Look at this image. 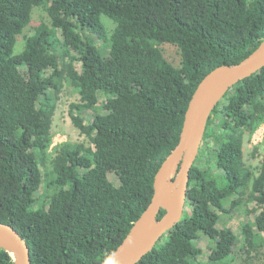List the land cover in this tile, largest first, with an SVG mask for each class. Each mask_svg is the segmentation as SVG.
<instances>
[{"label": "trees", "instance_id": "trees-1", "mask_svg": "<svg viewBox=\"0 0 264 264\" xmlns=\"http://www.w3.org/2000/svg\"><path fill=\"white\" fill-rule=\"evenodd\" d=\"M36 9L46 18L25 36ZM21 35L24 48L14 54ZM263 39L264 0H0V223L26 242L30 263L97 264L113 252L148 206L199 82L241 62ZM164 44L177 48L178 67L165 59ZM64 85L79 96L71 122L93 146L65 142L49 153ZM85 111L95 113L88 125ZM261 125L264 67L212 111L189 171V212L136 264H196L200 234L214 242L209 260L227 264L236 237L216 226L233 197L231 207L244 197L257 205L242 234L246 251L258 253L264 141L257 174L244 162L243 143ZM209 145L213 164L204 161ZM259 257L240 264H264ZM0 264H13L2 249Z\"/></svg>", "mask_w": 264, "mask_h": 264}, {"label": "water", "instance_id": "water-1", "mask_svg": "<svg viewBox=\"0 0 264 264\" xmlns=\"http://www.w3.org/2000/svg\"><path fill=\"white\" fill-rule=\"evenodd\" d=\"M264 67V39L235 65L219 66L197 85L184 113L179 140L155 174L153 196L118 247L97 264H136L182 217L189 171L197 158L207 122L219 101L239 81ZM160 210L164 215L157 220ZM0 249L13 264H31L29 248L17 231L0 223Z\"/></svg>", "mask_w": 264, "mask_h": 264}, {"label": "rangeland", "instance_id": "rangeland-1", "mask_svg": "<svg viewBox=\"0 0 264 264\" xmlns=\"http://www.w3.org/2000/svg\"><path fill=\"white\" fill-rule=\"evenodd\" d=\"M51 1V0H50ZM46 18V14L40 10L36 9L33 13V22L31 27L27 28L24 31L25 36L32 35L33 31L31 28L38 25L40 21ZM105 20V18H103ZM110 27H113L111 23ZM88 34V33H87ZM24 36H19L16 45L14 46V54H19L22 52L24 48ZM94 43L97 47H100L101 43L94 39ZM165 59L170 62L173 66L178 67L180 65V55L176 47L164 44L160 46ZM101 51L105 56L108 55V50H104L101 48ZM75 68L77 71H80V65L75 63ZM98 109L101 113L102 104H105V98L99 94L98 95ZM79 96L75 93L71 87L63 86L61 93L59 94V99L56 106V111L53 117V122L51 126V134L53 137L52 145L50 146L49 153H53L54 149L62 143H79L84 146H93L91 141L72 124L70 116H69V106L72 103H78ZM81 117L86 125L92 123L95 113L91 111H85L82 113ZM263 141H264V125H261L252 135H245L244 143H243V159L247 166H249L255 174L258 173V168L261 163V158L263 155ZM206 146V145H205ZM255 148L257 149L255 151ZM208 152L204 161L210 160L211 164H213V155L212 150L213 146L209 145ZM109 180L115 185L119 186V181L113 174L108 175ZM43 188H41L35 195V198H38L41 194ZM237 200L236 197L230 198L226 204V212L218 213L219 221L217 223L216 228L218 230L222 229H230L236 237L235 246L233 247L232 258L227 262V264H240L243 259H254L257 256H260L258 259H264V244L258 249V253L247 252L244 248V238L242 234V225L246 223H252L254 218L258 212L257 205L254 202H249L246 197L237 201V205L231 207L229 201ZM189 207L185 205L184 207V215L188 214ZM264 238V234L262 235ZM264 243V242H263ZM196 244L201 249L202 253L197 258L196 264H213L209 260V256L211 251L214 248V242L211 241L205 235L200 234L199 238L196 241ZM226 264V263H225Z\"/></svg>", "mask_w": 264, "mask_h": 264}]
</instances>
